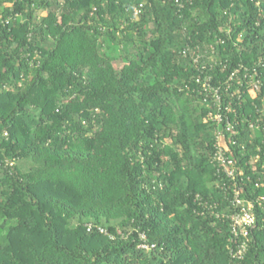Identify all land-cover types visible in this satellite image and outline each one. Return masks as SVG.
Listing matches in <instances>:
<instances>
[{
	"label": "trees",
	"instance_id": "trees-1",
	"mask_svg": "<svg viewBox=\"0 0 264 264\" xmlns=\"http://www.w3.org/2000/svg\"><path fill=\"white\" fill-rule=\"evenodd\" d=\"M218 129L256 200L264 0H0V264H264V205L230 254Z\"/></svg>",
	"mask_w": 264,
	"mask_h": 264
},
{
	"label": "built area",
	"instance_id": "built-area-1",
	"mask_svg": "<svg viewBox=\"0 0 264 264\" xmlns=\"http://www.w3.org/2000/svg\"><path fill=\"white\" fill-rule=\"evenodd\" d=\"M210 48L212 53L216 52V45L211 44ZM198 59V56L195 60ZM234 77V73L227 81L228 88L232 85V80ZM200 79L198 78V81ZM203 86L205 90H211L213 98L220 102L222 100V94L219 92V89L212 86L210 82V77L203 81ZM239 91V89H238ZM206 95L205 97H207ZM206 102V101H205ZM224 116L222 111H214L210 110L205 117V121L211 120L216 121L218 123H222L225 121L226 127L230 130L233 127V122L229 117ZM253 126V125H252ZM226 143L224 141V133L222 130H216V141L214 144V151L212 154L211 162L214 168L216 169V174L223 179L216 182V188L223 189L225 187L224 177L229 178L233 181V196L230 200V213L224 212L228 219L231 222L233 241L230 247V254L232 258L237 260H244L245 255L248 250L249 242L253 236V231L256 227L257 223V214H256V203L259 206L264 205V194L259 195L256 200L250 197L243 196V189L238 185V177L245 176L243 169L237 166L236 160L228 155V151L226 149ZM244 178V177H242ZM250 178V177H248ZM259 186V184H256ZM205 206L209 209H212L213 212L217 208V203H210L209 201L204 202ZM95 226L93 224L88 225V231H91ZM101 233H108L107 229L103 226L96 227ZM140 243L139 248L145 250H151L154 247V244L149 243L146 239L147 236L144 232H140Z\"/></svg>",
	"mask_w": 264,
	"mask_h": 264
}]
</instances>
